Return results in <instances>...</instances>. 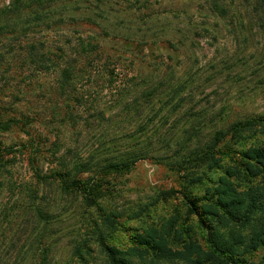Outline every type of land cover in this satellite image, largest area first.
<instances>
[{
	"label": "rangeland",
	"instance_id": "obj_1",
	"mask_svg": "<svg viewBox=\"0 0 264 264\" xmlns=\"http://www.w3.org/2000/svg\"><path fill=\"white\" fill-rule=\"evenodd\" d=\"M9 1L0 0V8ZM207 1L65 0L46 9L48 15L29 33L30 40L39 46L54 51L62 47L73 60L77 59L70 46L78 42L77 38H92L99 44L101 54L99 59H93L95 63L118 62L119 71L130 74L162 78L170 67L183 81L193 78V98H209V108L221 117L219 127L251 120V124L243 123V129L236 131L239 137L234 138V143L226 142L221 148L222 152L236 149L244 158L234 153L231 156L241 162L233 163L222 155L219 171H208L206 179L193 187L182 175L149 161H139L129 171L111 172L102 178L100 187L105 191L99 206L103 214L117 218L107 245L123 252L130 264H264V226L259 225L264 219V165L258 163L264 156V0H222L228 11L225 19L214 15L209 7L211 1ZM201 25L216 34V39L202 33ZM0 38L1 44H7L0 46L2 52L9 47V40L10 46H23L25 40H13L7 34ZM4 56L6 61L0 63V148L12 150L3 152L10 160L7 159V169L0 171V256L4 239L12 237L17 229L23 232L21 222L28 214L27 209H20L26 206L19 202L17 187L11 191L9 184L5 186L7 178L12 177L16 184L27 183L44 198L42 207L51 216L47 225L34 226L26 241L29 245L22 249L20 264H109L98 242H89L90 251L79 250L82 258L73 251V238L94 231L88 224L87 208L77 205L82 195L64 193L58 181L37 182L33 169L50 174V168H58L55 154L68 157L70 150L73 159L84 163L72 174L86 178L88 173L83 170L95 169L96 161L113 150L115 143L125 145L127 131L121 125H100L93 118L85 123L86 110L78 104L71 109L72 102L68 108L64 101L57 100L52 90L55 76L50 72L33 76L34 68L25 63L20 48ZM78 60L77 65L89 58ZM105 88L103 85L99 90L97 99L101 102L107 99ZM93 90L92 86L84 88L86 95H93ZM11 119L17 123L1 127V122ZM261 161L264 163V159ZM247 167L251 176L237 175L248 172ZM223 172H228V177ZM220 180L226 182L233 196L252 192L261 211L248 215L250 211L245 210L249 201L244 197H236V203L230 199L232 210L218 208L217 191L223 190ZM182 185L189 187L184 190L190 192L189 198H202L193 206L201 212V220L188 213L187 200L180 194L146 207L147 212L140 209L154 195L168 189L181 190ZM25 201L28 207L27 198ZM4 208L11 213L7 226L2 221ZM88 211L90 222H95V209ZM103 230L109 235L112 232L105 227ZM40 232L46 234L43 239L39 238ZM210 233L215 242L216 238L226 240L232 251H227L229 260L209 257L213 246ZM153 236H158L156 245L161 251H150L132 239L150 240ZM23 238L18 236L19 246ZM43 247L45 252L41 251Z\"/></svg>",
	"mask_w": 264,
	"mask_h": 264
},
{
	"label": "trees",
	"instance_id": "obj_2",
	"mask_svg": "<svg viewBox=\"0 0 264 264\" xmlns=\"http://www.w3.org/2000/svg\"><path fill=\"white\" fill-rule=\"evenodd\" d=\"M63 1L65 0H10L7 5L1 7L0 21L3 22L0 23V37L7 34L11 35L13 40L17 37H24L25 40L23 46L16 45L14 42L10 46L11 42L9 40L8 44L10 45L5 48V52H2L1 49L3 47H0V63L6 61L4 53L11 54L16 48H20L24 52L25 63H30L34 68L33 76L40 72H50L55 76V84L52 90L53 95L58 97H56L57 100L64 101V105H67L68 108L70 102H72L73 106L71 109L78 104L83 110H86L85 123H89V119L93 118L100 125L109 123L113 127L117 125L124 126L122 129L127 131L124 135L125 145L119 146L115 143L113 150L105 152L101 160L96 161L95 169L90 171L83 170L82 172L88 173L86 178L72 174L73 169L84 163L73 159V153L70 150H67V154L71 155L68 157L67 155L55 154L54 161L58 168H50L53 170H50V174L32 169L33 176L37 182L48 181L47 183H49L58 181L64 193H74L75 195L80 193L82 195L81 201H78L77 205L83 204L87 208L85 211L87 217H89L88 224L92 226L96 234L91 231L84 236L77 234L76 236L79 235L78 239L73 238L75 242L73 251L76 252L77 256L82 258V255L78 253L79 250L90 251L88 248L89 242H98L109 264H130L124 257L123 252L116 251L107 245V242L112 240V225L116 223L117 218L103 214L99 206L105 191L100 187L102 178L111 172L129 171L139 161H149L155 165L165 167L171 172H176L180 176L182 175L186 184L189 187H193L206 179L208 171L217 170L218 160L223 159L222 155H226L233 163L241 162L236 161L231 156V153L241 156L236 149L222 152L221 148L226 142L231 141L234 143V138L239 137L235 134L236 131L242 130L244 127L243 123L251 122V120L234 121L219 127L221 117H217L218 114L212 110V107L209 108V98L206 96L198 100L193 98L190 89L194 81L191 76L186 81H183L180 77H176L174 71L168 67L165 77L155 78V76H147L146 74L137 75L130 74L127 71H119L118 62L95 63L93 59H99L101 54L99 53V44L92 38H77L78 42L74 46H70V49L73 47L75 59L77 60H73L62 47L54 51L50 48L39 46L38 43L30 40L31 36L29 33L34 30L33 27L39 26L45 15H48L46 9H50L56 3ZM207 2H210L209 7L214 15L225 19L228 11L224 1L208 0ZM210 31L209 28L201 25V32L209 33L211 39L215 40L216 34L210 33ZM13 45L15 46L13 47ZM0 46H7V44L3 45L0 43ZM102 55H104V52H102ZM84 56H87L89 60L86 62L80 61V64L77 65L79 63L78 59ZM105 75L107 76V81L105 80ZM103 85H106L105 90L108 94L106 102H101L97 99L101 95L99 90L100 88L103 89ZM86 86L94 88L91 91L93 95H86L84 91ZM204 89H206V86ZM81 90L83 92H80ZM203 101H206V104ZM11 123L17 122L13 119L8 120L4 124L1 122V127L9 128ZM167 124L169 126H166ZM164 126L165 128H163ZM115 140L117 142V139ZM254 140H257L256 137H254ZM10 150L12 148H0L1 173H3V169H7L6 165L9 163L7 159L10 160L4 157L3 152L6 153ZM247 154L249 155L250 152H247ZM260 157L264 159L263 155ZM241 158L244 157L241 156ZM246 158L249 159V156H246ZM261 159H258V163L264 165ZM262 168L264 169V167ZM206 169L207 171H205ZM63 170L64 172H62ZM246 170L248 172H238L237 175L241 173L242 176H251V170L248 167ZM222 175L228 177L229 174L228 172H223ZM3 181L6 183L5 179ZM7 181L5 186L9 184L11 191L16 190L17 187V193L21 197L19 202L21 206L23 204L26 206L20 207V209H27L26 212L28 214L21 222L23 226L20 229L23 232L17 229L13 232L12 237L3 235L7 237L2 244L0 264H20L22 249L26 247V244L29 245V242L26 243V241L29 240L30 233L34 232L32 231L34 226L47 225V221H50L51 216H48L45 213V208L42 207L44 198L37 196L36 192L29 188L30 185L27 183L16 184L12 177L7 178ZM219 185L223 190L222 192L217 191L218 206H216L218 208L232 210L233 202L230 199H233L236 203L238 201L236 197H244L249 201L247 210L244 209L245 211H250L248 215L261 211L252 192L245 195L242 194V196H238L240 194H234L233 196V194H230L231 189L226 182L220 180ZM188 186L182 185L181 190L168 189L161 191V193L151 197L149 202H147L148 204L141 206L140 209L147 212L149 209H146V207L152 208L158 201H164L171 195L180 194L187 200L188 213L196 214L201 220V212L199 213L193 206L202 198L197 197L194 200L189 198L191 196L190 192L184 191L185 187L189 188ZM26 198L29 202L28 207L25 205L27 202H23ZM50 205V203H47V206ZM90 208L95 209L97 216L95 222H90L92 217L90 214L91 210L88 211ZM9 212L10 210H7V208H4L2 212V221H4L6 226L9 221L11 223V213ZM263 221L264 219L259 221V225L263 224L262 226H264ZM103 227L107 228L109 232L112 231L110 235L103 230ZM262 229L264 230V228ZM19 235L24 236L21 240V246L18 244ZM45 236L46 234L40 232V239ZM210 236H212L213 246L210 248L212 250L209 257L229 260L227 251H231V249L227 247L226 240L216 238L218 242H215L213 241V233H210ZM132 239H136V245L145 246L150 251H161V248L157 247L158 236H153L150 240L135 237H132ZM45 249L43 247L41 251L45 252Z\"/></svg>",
	"mask_w": 264,
	"mask_h": 264
}]
</instances>
